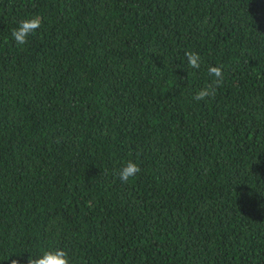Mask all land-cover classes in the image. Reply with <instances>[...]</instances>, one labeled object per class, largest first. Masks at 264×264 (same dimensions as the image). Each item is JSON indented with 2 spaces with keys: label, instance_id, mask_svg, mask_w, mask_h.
<instances>
[{
  "label": "trees",
  "instance_id": "16d2710c",
  "mask_svg": "<svg viewBox=\"0 0 264 264\" xmlns=\"http://www.w3.org/2000/svg\"><path fill=\"white\" fill-rule=\"evenodd\" d=\"M57 247L264 264V0H0V264Z\"/></svg>",
  "mask_w": 264,
  "mask_h": 264
},
{
  "label": "clouds",
  "instance_id": "9594fccd",
  "mask_svg": "<svg viewBox=\"0 0 264 264\" xmlns=\"http://www.w3.org/2000/svg\"><path fill=\"white\" fill-rule=\"evenodd\" d=\"M42 25V17L39 15L28 19L21 20L18 27L13 29L12 37L17 45H25L28 42V37L34 34ZM189 67L199 69L201 67V57L198 52L188 51L185 53ZM208 75L213 77L212 81L205 85L204 88L197 91L193 96L195 101H201L214 95L215 89L221 86L224 82V70L222 66H208ZM258 163V162H256ZM141 167L138 162L129 159L119 170L118 177L121 182L127 183L141 172ZM11 256L8 260L10 264H21L22 256ZM27 264H72L69 253L63 248H50L44 250L41 255L37 257L29 256Z\"/></svg>",
  "mask_w": 264,
  "mask_h": 264
}]
</instances>
